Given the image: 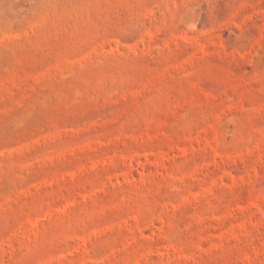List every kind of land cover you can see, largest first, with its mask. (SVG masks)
<instances>
[{
    "label": "rangeland",
    "instance_id": "obj_1",
    "mask_svg": "<svg viewBox=\"0 0 264 264\" xmlns=\"http://www.w3.org/2000/svg\"><path fill=\"white\" fill-rule=\"evenodd\" d=\"M0 264H264V0H0Z\"/></svg>",
    "mask_w": 264,
    "mask_h": 264
},
{
    "label": "bare ground",
    "instance_id": "obj_2",
    "mask_svg": "<svg viewBox=\"0 0 264 264\" xmlns=\"http://www.w3.org/2000/svg\"><path fill=\"white\" fill-rule=\"evenodd\" d=\"M188 13L190 14L191 11H189ZM191 14H192V13H191ZM191 14H190V16H192ZM190 18H191V17H190ZM190 18H189L187 21H189V20L191 21L192 18H191V19H190ZM194 18H195V17H194ZM196 18H197V17H196ZM184 21H185V20H184ZM183 23H184V22H183ZM193 23H194V22H193ZM186 27H187V26H186Z\"/></svg>",
    "mask_w": 264,
    "mask_h": 264
}]
</instances>
